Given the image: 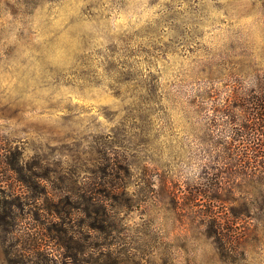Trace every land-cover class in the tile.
Returning <instances> with one entry per match:
<instances>
[{"label":"rangeland","instance_id":"rangeland-1","mask_svg":"<svg viewBox=\"0 0 264 264\" xmlns=\"http://www.w3.org/2000/svg\"><path fill=\"white\" fill-rule=\"evenodd\" d=\"M259 75L264 0H0V264H264V197L195 189Z\"/></svg>","mask_w":264,"mask_h":264},{"label":"trees","instance_id":"trees-1","mask_svg":"<svg viewBox=\"0 0 264 264\" xmlns=\"http://www.w3.org/2000/svg\"><path fill=\"white\" fill-rule=\"evenodd\" d=\"M256 78V88L245 91L242 85L235 86L225 99L228 103L214 109L226 119V145L217 156L226 166L216 169L217 173L211 172L214 167L206 166L195 188L199 196H209L216 188L231 195L240 188L242 193L247 192L246 187H250L264 197V75ZM218 95L211 88L200 91V108L207 111L203 104L212 103ZM223 179L228 183H223Z\"/></svg>","mask_w":264,"mask_h":264}]
</instances>
